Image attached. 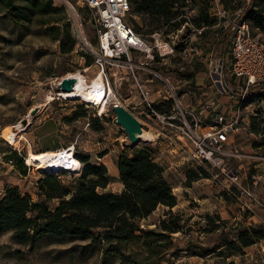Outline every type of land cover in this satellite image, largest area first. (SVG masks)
I'll return each instance as SVG.
<instances>
[{
	"label": "rangeland",
	"instance_id": "374dc122",
	"mask_svg": "<svg viewBox=\"0 0 264 264\" xmlns=\"http://www.w3.org/2000/svg\"><path fill=\"white\" fill-rule=\"evenodd\" d=\"M49 1L56 10L46 16V20L56 21L50 25L59 27V32L47 31L49 25L40 26L35 21L16 23L5 10L0 9V196L8 188L16 187L22 195H29L32 202L38 203L44 200L38 182L45 176L57 177L73 193L77 179L82 175V157H87V164L94 167L104 165L108 170V187L98 189L99 192L119 193L124 187L119 181L116 165L120 154L132 158L136 150L148 148L155 163L164 169L177 204L173 208L158 206L140 221V227L158 232V222L166 220L177 231L173 232L171 239H151L157 251L154 255L137 241L107 247L102 243L92 244L90 237L41 236L24 247L13 242L10 233H3L0 235V264H264V237L255 238L252 245L242 247L238 252L229 253L223 249L225 241H235L238 225L250 224L264 231V184L255 191L262 206L250 202L248 207L244 206L236 197L235 185L230 189L224 187L228 183L219 169L189 159L188 144L186 147L178 146L174 152L165 137L169 135L168 130H163V134L157 133L156 127L160 125L146 119L145 115H140L139 119L145 122L143 129L154 133L155 140L130 146L127 134L117 124L112 111L113 103L119 102L127 104L135 114L140 112V107L135 106L139 96L131 89L127 75H124L122 83H119V78L112 80L110 100L109 103L106 101L108 105L101 116L97 115L96 107L86 106L80 101H64L56 95L59 79L65 74L81 70L87 80L96 74L89 49L94 48L98 39L92 14L79 0ZM139 1L133 0L132 5ZM250 2L253 3L251 8L264 16V0H235L234 3L232 0H194L192 5L188 0L186 4L189 5L182 8L175 19L168 24H160L156 32L172 42L175 53L166 60L157 59L149 64L152 72L156 73L154 76L139 70V79L150 80L145 83L153 95L151 99L155 101L156 96L159 98L165 91L170 93L171 89L180 98L196 88L183 100L189 105L208 100L211 94L200 95L199 88H209L208 84L212 85L209 76L214 75L218 62L230 58L231 36L227 40L222 39L223 29L218 26L214 15L215 5L223 4L234 15L247 8ZM201 7H208L212 23L197 34L196 30L202 26L196 27L193 20L198 17ZM132 16L128 21H133L134 27L139 26L142 32L148 28L147 15ZM182 17L186 20L180 22ZM175 23L180 25L175 27ZM249 23L253 35L264 41V32L251 21ZM65 31L74 41V47L68 53L61 51L70 43V39L64 36ZM188 42L194 44L197 54L183 58L180 52ZM109 73L114 75V71L109 70ZM225 76L227 82L235 83V78L228 77L227 72ZM261 86L259 94L244 102L240 110L241 126L237 134H230L226 144L227 149L236 150L245 157L228 158L243 186L264 173V82ZM50 95L53 99L48 102L47 96ZM234 96L233 93L226 98L228 106ZM217 98L220 103H225L219 95ZM171 106V100L157 105L162 113L169 112ZM36 107L35 114L31 116L29 112ZM24 118L31 122L26 123L19 134L16 146L6 143L3 139L6 128L21 124ZM67 146H74L73 156L80 163L79 171L45 175L35 168L39 159L54 152L43 151L66 149ZM16 157L23 159L25 174L19 170ZM8 160L12 163L9 164ZM192 176L197 179L188 178ZM45 202L49 212H53L60 203L58 198ZM27 216L34 218L33 213ZM99 231L93 232L98 235ZM218 244L221 247L215 252L200 255L204 249Z\"/></svg>",
	"mask_w": 264,
	"mask_h": 264
},
{
	"label": "trees",
	"instance_id": "16d2710c",
	"mask_svg": "<svg viewBox=\"0 0 264 264\" xmlns=\"http://www.w3.org/2000/svg\"><path fill=\"white\" fill-rule=\"evenodd\" d=\"M188 0H140L132 5V15H147L148 28L141 31L139 26L131 25L136 33L149 36L160 28V24H168L175 19L182 8L188 6ZM194 0H190L192 5ZM251 4L242 10L241 18L251 21L255 27L264 32V16L257 14ZM36 7V9L34 8ZM0 9L5 10L9 18L18 23L35 21L40 26H48L47 31H58L56 21L46 20V16L56 8L51 2L42 0H0ZM37 15V16H35ZM134 17V16H132ZM186 19L182 17L180 22ZM196 27H209L212 23L208 7L199 9L198 17L193 20ZM158 25V26H157ZM180 23H175L177 27ZM64 36L70 39L68 46L62 52H70L74 41L67 31ZM229 32L222 34V39L227 40ZM191 86V85H190ZM193 86H191L192 88ZM194 89V88H193ZM134 157L120 154L117 161L119 181L124 186L119 193H104L98 189L108 187L110 177L104 165L97 167L87 164V157H82L84 163L82 175L77 179L74 192L69 187L63 186L55 176H45L39 180V189L44 200L34 203L29 195H22L18 188L11 187L0 196V235L10 233L11 240L21 246H29L41 236H74L78 238L90 237L92 244L102 243L107 247L126 245L129 242H141L152 255L156 248L151 244V239H171L174 230L166 220L158 222L155 229H142L140 221L147 218L158 206L173 208L177 198L173 195L168 184L164 169L155 163L148 148L134 152ZM17 158L19 170L25 174L21 158ZM32 167L31 165H28ZM47 175V174H45ZM49 175V174H48ZM197 179L196 176L188 177ZM70 194V195H69ZM69 195V196H68ZM59 199L58 206L49 212L47 200ZM33 213L34 218L28 217ZM100 230L98 235L93 231ZM264 231L253 225L236 227L235 241H225V251L234 253L242 247L254 243L255 238H263ZM221 245L204 249L200 255L211 254ZM221 253V252H219Z\"/></svg>",
	"mask_w": 264,
	"mask_h": 264
},
{
	"label": "built area",
	"instance_id": "2783aa9c",
	"mask_svg": "<svg viewBox=\"0 0 264 264\" xmlns=\"http://www.w3.org/2000/svg\"><path fill=\"white\" fill-rule=\"evenodd\" d=\"M132 1L79 0L81 5L88 8L95 22V35L98 41L94 48L89 49V52L93 57V66L98 72H101L103 81L97 89L98 93L104 101L109 103L112 80L119 78V83H122L124 75H127L126 80L131 81V89L139 96V101L135 102V106L140 107V112L135 114L127 104L118 102L119 105L129 110L138 121L140 115H145L146 119L154 120L160 125L159 128L156 127L157 133L163 134V130H168L169 135L167 134L168 136L165 135V137L169 140V145L174 148H172L173 151L178 146L186 147L188 144L190 146L189 152H187L189 159L219 169L220 173L225 176L224 180L228 183H225L224 187L230 189L232 185H235L236 197L242 201L244 206L248 207V202L262 206L255 191L264 184V173L253 177L250 184L243 186L235 169L230 167L228 158L242 159L245 157L236 150L227 149L226 144L229 142L230 134H237L238 128L241 126L240 110L244 102L257 94V91L262 90L264 41L258 35H253L249 21L241 18V12L232 15L222 4L216 3L214 15L218 20V26L231 34L230 58L226 61L220 60L214 75L211 74L209 77L213 87L215 86L221 95L230 96L233 93L238 95L237 110L229 115L230 106L214 99L207 102L200 101L202 111L198 114L193 109L183 107L173 89L170 93L163 92L154 101L151 99L152 93L145 83L150 80L139 79V70L149 72L154 76L156 73L152 72L149 64L157 59H168L175 53V49L172 42L165 40L161 33L154 32L149 36H144L134 31L128 21L129 17H132ZM203 29L201 27L196 30L197 34ZM192 54H197V49L192 42H188L180 52V56L186 58ZM109 70L114 71V75L110 74ZM226 72L228 77L235 78L234 84L226 81ZM166 84L168 85L169 82L167 81ZM253 89H256L255 92ZM72 90L62 92L58 88L56 95L64 101H80L86 106L92 107L90 100L83 97L78 99L72 97ZM169 100L172 101L170 111L160 112L157 105ZM103 114L97 111L98 116ZM139 122L141 125L145 123L141 120ZM203 123H205L204 126H202ZM7 162L10 164L12 160Z\"/></svg>",
	"mask_w": 264,
	"mask_h": 264
},
{
	"label": "bare ground",
	"instance_id": "6f19581e",
	"mask_svg": "<svg viewBox=\"0 0 264 264\" xmlns=\"http://www.w3.org/2000/svg\"><path fill=\"white\" fill-rule=\"evenodd\" d=\"M65 76H71L75 79L76 85L72 90V97L76 99L80 97L88 99L91 101V106L96 107L100 114H103V112H105L104 109L107 102L102 99V96L97 91V89H99L103 82L101 78V72L97 71L90 80H87L85 74L81 70L76 73H67L65 74ZM52 99L53 97H51V95L47 96L48 102H51ZM30 122L31 120H28L27 124H29ZM26 126L27 125L16 124L13 128L7 127L5 132L3 133L4 141L8 144H11L12 146H16V139ZM142 140L153 142L155 140L154 133L152 131L142 129ZM73 152L74 148L72 150V147L68 146L66 149L52 152L51 155H47L39 159L35 168L42 173L48 172L49 167L52 165L58 166L60 168L59 171H79L80 163L73 156Z\"/></svg>",
	"mask_w": 264,
	"mask_h": 264
},
{
	"label": "water",
	"instance_id": "95a60500",
	"mask_svg": "<svg viewBox=\"0 0 264 264\" xmlns=\"http://www.w3.org/2000/svg\"><path fill=\"white\" fill-rule=\"evenodd\" d=\"M75 79L71 76H65L60 80L59 83V89L62 92L65 91H71L73 89V86L75 85ZM37 110V107L31 110L29 113L30 115H34ZM112 111H114L116 116V122L118 125H120L125 133L127 134L129 145L135 146L138 143H140L142 140V128L143 125L140 124V122L137 120V118L126 108H123L119 104H113L112 105ZM27 119L24 118L21 121L22 125H26ZM60 168L58 166L52 165L49 167L48 172L44 174H52L57 171H59Z\"/></svg>",
	"mask_w": 264,
	"mask_h": 264
},
{
	"label": "crops",
	"instance_id": "0c3cea01",
	"mask_svg": "<svg viewBox=\"0 0 264 264\" xmlns=\"http://www.w3.org/2000/svg\"><path fill=\"white\" fill-rule=\"evenodd\" d=\"M235 2V0H232V3H234ZM223 5V4H222ZM225 7V6H224ZM244 9V8H243ZM242 9V10H243ZM241 14H242V11H241ZM240 14V15H241ZM223 29V28H222ZM224 32H226L225 30H223L222 31V33H224ZM192 79V78H191ZM189 82H190V80H189ZM197 83V82H196ZM209 85V88H207V89H205V90H202L201 89V87L199 88V94L200 95H206V94H208V95H210L211 94V97H209L208 98V100H206L205 102H207V101H211V100H216V101H219V99L217 98L216 99V97L219 95V97L220 98H223V100H221V101H225V105H227V104H229V102H226V98H228V96H226V95H221V94H219V93H217L216 92V90H215V86L213 87V85H211V84H208ZM195 90H196V88H195ZM195 90H191L193 93H194V91ZM191 91H188L187 93H184V95L183 96H181L179 99H180V102H181V104H182V106L183 107H187V108H190V109H193L194 111H196L198 114H200L201 113V111H202V108H201V106H200V103L202 102L201 100V102L200 101H197V102H195V104L194 105H189L188 104V102L186 101V100H183V99H185L187 96L186 95H190V93H191ZM261 90H259V91H257L258 93L257 94H259V92H260ZM153 96V95H152ZM237 97H238V95H235L234 96V98H232V100H230V111L228 112V114L230 115L231 113H233V112H235L236 110H237V107H236V102H237ZM156 99H158L157 98V96L155 97ZM220 102V101H219ZM163 104H165V102H163ZM190 106V107H189ZM69 147H71V146H69ZM72 148H73V146H72ZM61 149H63V148H61ZM58 150H60V148H58V149H52V150H46V151H43V152H52V151H58ZM43 152H41V153H43ZM25 177V176H24Z\"/></svg>",
	"mask_w": 264,
	"mask_h": 264
}]
</instances>
